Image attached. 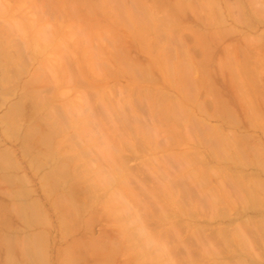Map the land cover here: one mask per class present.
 Here are the masks:
<instances>
[{"label":"rangeland","instance_id":"obj_1","mask_svg":"<svg viewBox=\"0 0 264 264\" xmlns=\"http://www.w3.org/2000/svg\"><path fill=\"white\" fill-rule=\"evenodd\" d=\"M0 44L12 59L0 74L12 100L22 86L43 88L42 101L30 93L25 106L55 112L61 145L88 152L76 197L85 218L103 205L114 216L135 204L154 214L151 237L140 235L153 245L136 248L135 264H264V0H0ZM24 165L12 170L17 185L48 210L55 227L40 230L51 231L48 258L63 264L72 239L41 175ZM166 176L184 183L171 188ZM2 178L0 231L19 232ZM92 215L106 243L108 227ZM6 256L0 247L11 264ZM12 256L22 264L20 251Z\"/></svg>","mask_w":264,"mask_h":264},{"label":"bare ground","instance_id":"obj_2","mask_svg":"<svg viewBox=\"0 0 264 264\" xmlns=\"http://www.w3.org/2000/svg\"><path fill=\"white\" fill-rule=\"evenodd\" d=\"M1 47L0 44V74L4 76L10 61H6L5 57H7L8 53L6 54L5 52V55ZM9 53L11 54V52ZM19 63V76L22 78L27 68L23 62L20 61ZM33 78L37 79L35 75H33ZM5 85L2 79L0 82V99L2 104L0 106L8 105L7 113L10 114L9 120L2 126V131L5 133L6 138L0 133V149L5 147L0 150V177H3V181L6 179V182L8 181L9 184L7 185L4 181L5 186H7L4 189V191L6 190L4 194L10 200V207L7 209L12 213L9 212L11 216H15L22 229H19L21 231L18 232L14 229L15 227L10 226L11 229L9 228L6 233H1L0 231V247H4L5 253L8 256L17 250L20 251L22 264H54V260L52 261L48 258L47 246L49 247V245L46 244L51 237V231H47L46 229L40 230V228L44 226L45 228H54L55 225L45 206L41 208L35 199L32 200L31 195L33 191L30 189L25 191H23L24 189H20L22 187L19 186L20 184L17 185L16 174L12 171L15 169L17 172H20V169H25L24 161H26L27 167L29 166L35 170V175H41L40 180L46 183L47 187L45 186L46 188L44 189L46 198L49 202L52 201L55 211L59 214V225L63 229L65 238L72 239L69 247L64 250L63 264H118L117 261L115 262L116 256L124 257V260L121 259L119 264H133L136 260L137 254L135 252L137 247H142L141 244H143L147 248V246L151 245V242L153 245V240L149 241V244L145 243L144 245L140 235H143L145 232L146 236L144 235L145 237L142 236V238L151 237L150 224L152 223L150 222L154 214H148L147 211L145 212L137 204H135L136 208L134 206L130 208L131 212L127 211L128 215H124L125 213H123L119 216H114V211L112 212L106 205H103L102 209L99 206L97 208L96 206H92V216L97 217V221H99L102 227H108L109 239L106 243L98 242L96 236L93 234L94 226H92V222L90 221L91 214L85 218V212L81 209H85L86 206L85 208H80V201L76 200L78 194L83 193L86 184L84 178L87 169L84 171L81 169L83 166H81L80 160L82 156L86 157L88 152L78 150L76 146L65 149V146L61 145L58 138L63 131L62 128L60 129L62 124L59 125L60 116H57L55 112L48 110L38 116L33 111V105L29 108L25 106L23 101L24 96L30 93L35 100L42 101L41 95L45 91L43 88L36 87L27 90L22 86V93L16 101H13L11 95H16L17 91L16 89H10V92L8 88L6 89ZM21 116L25 119L24 123L20 121ZM38 118L41 119L40 124H42V128H40V124H37ZM15 144H19L18 147ZM18 152H21V156L17 158V162L14 165V160L11 161V159L14 156L17 157ZM89 163L90 160L84 162L83 165L85 164L84 166L87 165L88 167ZM118 167L122 173V167ZM26 176L23 175L20 178H24L31 185L35 184L34 180H28ZM165 178L167 180H165L166 183L171 188L180 185L179 183H184L183 180L171 177L167 178V176ZM27 195L30 198H27ZM139 195L141 194L139 193ZM68 218H71L74 222V231V228L69 229L67 227ZM130 220L134 221L135 225H132ZM10 222L12 225V220ZM7 224H9V221ZM18 228L20 227L18 226ZM141 230L149 231L143 232ZM21 236L23 237L20 238ZM96 242L97 245H95ZM147 249L149 250L150 248ZM243 250L245 249L243 248ZM243 250H240L242 251L240 255L243 254ZM249 250L253 251L252 249ZM174 252L173 248H169V251L166 252L165 257L167 262H170V257ZM249 253L251 254L250 251ZM8 256H6V259L9 261H13L14 259L11 264H20L16 262L18 257L15 260L14 255L11 260ZM254 256L251 254V257H249L250 259H254ZM0 264L6 263L0 260Z\"/></svg>","mask_w":264,"mask_h":264}]
</instances>
